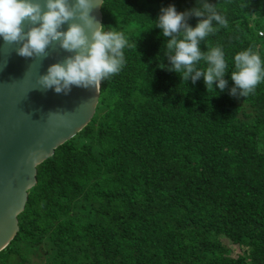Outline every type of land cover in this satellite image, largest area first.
<instances>
[{
    "label": "trees",
    "instance_id": "1",
    "mask_svg": "<svg viewBox=\"0 0 264 264\" xmlns=\"http://www.w3.org/2000/svg\"><path fill=\"white\" fill-rule=\"evenodd\" d=\"M206 2L228 20L199 45L224 52L222 92L168 71L170 37L152 24L200 0H104L102 24L137 48L102 82L92 122L38 167L0 264H264V82L230 95L234 56L264 61V0Z\"/></svg>",
    "mask_w": 264,
    "mask_h": 264
},
{
    "label": "clouds",
    "instance_id": "2",
    "mask_svg": "<svg viewBox=\"0 0 264 264\" xmlns=\"http://www.w3.org/2000/svg\"><path fill=\"white\" fill-rule=\"evenodd\" d=\"M102 2L104 0H45L42 5L39 0H0V37L8 45L22 44L16 49L18 55L41 62L48 57V49L54 43L73 54L51 65L47 74L39 77L42 90L54 88L57 94H67L74 85L94 88L97 92L103 81L125 66L124 49L137 48V44L129 43L123 31L105 27L91 15ZM248 6V3L241 5L242 8ZM190 16L200 18L194 28L187 23ZM214 22L219 27L228 25L217 6L200 0L199 7L184 13L177 12L175 6L163 8L152 24L163 30L164 37H170L164 45L171 64L168 71L176 72L186 83L189 80L196 83L203 77L208 92L215 90L214 85L222 92L228 85L224 78L228 65L222 48L210 47L202 52L199 47L209 35L215 34ZM26 23L30 25L27 31ZM65 23L69 24L68 30L60 31ZM202 60L207 66L198 69L196 65ZM234 69L232 96L248 97L264 82V61L252 48L234 56Z\"/></svg>",
    "mask_w": 264,
    "mask_h": 264
},
{
    "label": "water",
    "instance_id": "3",
    "mask_svg": "<svg viewBox=\"0 0 264 264\" xmlns=\"http://www.w3.org/2000/svg\"><path fill=\"white\" fill-rule=\"evenodd\" d=\"M102 6L91 13L100 24ZM28 27L26 23L25 31ZM68 27L65 23L60 31ZM19 47L22 44L8 45L0 37V253L20 231L18 218L37 185L38 167L92 122L101 92L74 85L67 94L42 90L39 77L73 54L54 43L41 62L18 55Z\"/></svg>",
    "mask_w": 264,
    "mask_h": 264
},
{
    "label": "rangeland",
    "instance_id": "4",
    "mask_svg": "<svg viewBox=\"0 0 264 264\" xmlns=\"http://www.w3.org/2000/svg\"><path fill=\"white\" fill-rule=\"evenodd\" d=\"M223 241H224L225 245L229 249H231L233 257L237 256V253H239L238 247H235L234 245L231 244V242H229L226 239H224ZM35 262L38 263V264H40V262H42V260L40 258H35Z\"/></svg>",
    "mask_w": 264,
    "mask_h": 264
},
{
    "label": "built area",
    "instance_id": "5",
    "mask_svg": "<svg viewBox=\"0 0 264 264\" xmlns=\"http://www.w3.org/2000/svg\"><path fill=\"white\" fill-rule=\"evenodd\" d=\"M261 35H262V33H261Z\"/></svg>",
    "mask_w": 264,
    "mask_h": 264
}]
</instances>
